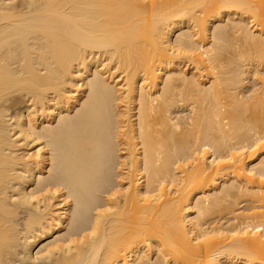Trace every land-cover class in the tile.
I'll use <instances>...</instances> for the list:
<instances>
[{
  "label": "bare ground",
  "instance_id": "obj_1",
  "mask_svg": "<svg viewBox=\"0 0 264 264\" xmlns=\"http://www.w3.org/2000/svg\"><path fill=\"white\" fill-rule=\"evenodd\" d=\"M37 261L264 264V0H0V264Z\"/></svg>",
  "mask_w": 264,
  "mask_h": 264
},
{
  "label": "rangeland",
  "instance_id": "obj_2",
  "mask_svg": "<svg viewBox=\"0 0 264 264\" xmlns=\"http://www.w3.org/2000/svg\"><path fill=\"white\" fill-rule=\"evenodd\" d=\"M246 81H248L247 83H245L246 85L245 86H247V85H251V81H249L248 80V78L246 79ZM249 83V84H248ZM248 87V86H247ZM179 109H181V110H179ZM187 109V110H186ZM177 111H174V114H173V116L174 115H179L180 114V116H183V114L184 115H186V114H188V111H189V109L188 108H184V107H178L177 109H176ZM179 110V111H178ZM182 114V115H181ZM36 263V262H35ZM36 264H42L40 261H37V263Z\"/></svg>",
  "mask_w": 264,
  "mask_h": 264
}]
</instances>
